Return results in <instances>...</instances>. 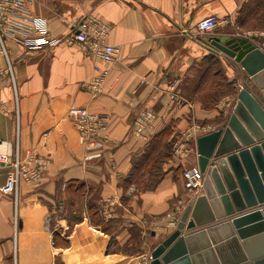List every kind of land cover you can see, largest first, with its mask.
I'll return each instance as SVG.
<instances>
[{"label":"crops","instance_id":"crops-1","mask_svg":"<svg viewBox=\"0 0 264 264\" xmlns=\"http://www.w3.org/2000/svg\"><path fill=\"white\" fill-rule=\"evenodd\" d=\"M32 11L55 37L96 15L112 26L109 43L120 46L121 53L107 66L79 44L29 52L7 39L19 108L3 74L0 155L8 162H0V188L18 146L23 159L35 155L47 172L38 182L22 183L17 196L0 190V264H134L136 257L110 248L112 235L90 224L85 204L69 233L70 246L56 248L55 232L66 235L69 228L67 222L57 227L51 205L68 202V185L80 181L93 190L89 200L99 204L104 218L118 219L120 228L134 224L142 232L149 229L154 248L168 238L177 227L169 216L175 214L179 221L205 194L203 186L195 192L185 186L184 171L198 168L193 140L221 126L243 81L260 95L235 59L213 54L202 44L210 35L200 33L197 25L217 16L221 25L211 35L250 38L264 50V0H33ZM6 67L0 48V68ZM105 70L102 93L86 87ZM73 104L105 119L111 142L102 159L84 162L86 150L68 117ZM144 109L157 115L152 137L170 130L173 152L154 189H126L134 160L152 141L133 134L135 118ZM202 127L206 133L198 129ZM181 143L189 149L184 157L174 152Z\"/></svg>","mask_w":264,"mask_h":264},{"label":"water","instance_id":"water-1","mask_svg":"<svg viewBox=\"0 0 264 264\" xmlns=\"http://www.w3.org/2000/svg\"><path fill=\"white\" fill-rule=\"evenodd\" d=\"M202 44L235 59L260 95L243 81L221 126L193 140L205 194L151 251L150 264H264V50L240 36Z\"/></svg>","mask_w":264,"mask_h":264},{"label":"built area","instance_id":"built-area-1","mask_svg":"<svg viewBox=\"0 0 264 264\" xmlns=\"http://www.w3.org/2000/svg\"><path fill=\"white\" fill-rule=\"evenodd\" d=\"M33 0H0V48L6 59V69L0 68V80L3 74L8 75V79L13 87L17 109L18 92L15 75L10 63L7 39L14 40L25 46L29 52L54 48L60 44H79L85 51L104 62L107 66L113 65L118 61L121 47L109 43L112 26L90 14L84 17L78 24L74 25L69 32L62 37L52 36L48 30L47 22L42 18L33 16ZM221 25V20L217 16H209L202 19L197 29L200 33L211 35ZM108 70L101 72L92 80L86 83V87L95 93L103 92V84ZM177 82H175V85ZM68 117L74 123L78 132V142L86 150L84 162L87 164L103 158L104 152L110 144L108 126L102 115L91 113L88 109L73 104L68 110ZM157 121L156 113L151 109L140 111L133 123V134L136 138L149 143L152 138L151 131ZM205 131V127L198 128ZM19 133V129H17ZM192 137V133L188 138ZM174 152L180 157L189 153L186 144L181 143L175 146ZM0 162L7 163L8 158L0 155ZM11 169L7 174L6 183L0 188L6 195H16L22 183L38 182L47 172L46 164L41 162L35 155L28 154L25 159L19 146L16 148L14 158L11 161ZM34 164H38L34 167ZM185 186L190 191H196L203 186V175L199 168L193 167L184 171ZM170 223L176 227L178 217L172 214ZM151 254L144 253L138 257L137 264H150Z\"/></svg>","mask_w":264,"mask_h":264},{"label":"trees","instance_id":"trees-1","mask_svg":"<svg viewBox=\"0 0 264 264\" xmlns=\"http://www.w3.org/2000/svg\"><path fill=\"white\" fill-rule=\"evenodd\" d=\"M225 84V83H223ZM220 83V85H223ZM170 136V130L164 131L157 136H153L151 138V144L149 145L146 152L140 157L134 160V168L132 169L130 175L126 179L125 187L126 189L130 188L131 186H136L143 190H151L154 189L161 177V164L165 160H168L171 156V142L168 140ZM147 180L145 181V178ZM158 177V178H157ZM146 184L145 187L142 185ZM142 186V187H141ZM93 193L91 188H88L86 184L80 181H73L68 185V194L70 197V207L74 208L77 205V198L88 196L90 197ZM102 216V209L99 206L95 208L94 206H90L88 208V217L90 224L92 226H96L101 228V230L109 234V227L102 225V220L100 219ZM104 217V216H103ZM73 222L68 223L70 228L66 231V235L59 233L56 231L53 237V244L56 248H68L70 246V242L68 240L69 233L71 232V228L74 223L80 221L81 218L78 216L72 217ZM110 222V221H109ZM110 235V234H109ZM113 247V238H112V245L110 248ZM118 253H123L126 255V252L117 251Z\"/></svg>","mask_w":264,"mask_h":264},{"label":"rangeland","instance_id":"rangeland-1","mask_svg":"<svg viewBox=\"0 0 264 264\" xmlns=\"http://www.w3.org/2000/svg\"><path fill=\"white\" fill-rule=\"evenodd\" d=\"M171 147L173 149V145H171ZM172 152L173 151H171V153ZM164 163H167V160L164 159L161 164V174L164 170ZM147 178L149 177H146L145 181L147 180ZM142 186L145 187L146 184H143ZM83 204L87 205V207H99L98 203L89 200L88 194L87 196L77 198V205L74 208L70 207V200H68V202H66L65 204H63V202L61 203V201L58 200L52 203L51 208L55 211L54 216L57 221V227L62 226L64 222H67V224L69 222L72 223L73 216L80 217ZM100 219L102 220V228L103 226L109 227V234L112 235L113 238V250L116 252H126V256L128 258L136 257V259L132 261L134 262V264L135 262H138L137 257L141 256L144 253H151V251L154 249V238L149 229H144L142 232L141 228L134 224H126L125 226L120 228V221L118 219H106L103 217V215ZM68 228H70L69 224Z\"/></svg>","mask_w":264,"mask_h":264}]
</instances>
